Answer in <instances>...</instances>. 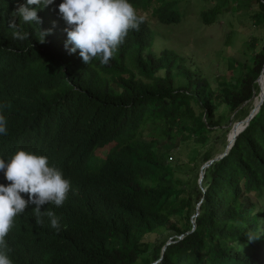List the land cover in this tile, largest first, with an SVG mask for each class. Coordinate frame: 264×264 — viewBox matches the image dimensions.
Wrapping results in <instances>:
<instances>
[{"label":"trees","instance_id":"1","mask_svg":"<svg viewBox=\"0 0 264 264\" xmlns=\"http://www.w3.org/2000/svg\"><path fill=\"white\" fill-rule=\"evenodd\" d=\"M130 2L142 23L108 63L86 65L64 48L60 0L37 10L38 24L15 15L24 0H0V115L7 122L0 158L17 149L46 156L70 182L62 206L42 205L58 217L57 228L41 215L5 236L12 264H264V103L229 154L205 170L201 186L200 167L214 157L196 173L193 153L188 180L169 162L249 115L264 45L239 63L234 82L215 85L175 51L155 46L150 22L179 25L193 0ZM237 7L264 27V0H202L199 18L214 26ZM50 24L59 34L49 33ZM191 182L199 211L179 206ZM0 183H10L2 173ZM155 233L156 243L146 240Z\"/></svg>","mask_w":264,"mask_h":264},{"label":"clouds","instance_id":"2","mask_svg":"<svg viewBox=\"0 0 264 264\" xmlns=\"http://www.w3.org/2000/svg\"><path fill=\"white\" fill-rule=\"evenodd\" d=\"M53 2L54 0H24L23 4H18L19 7L16 9L15 15L25 23L38 24L40 21L37 10L51 5ZM56 7L66 25L64 29L66 33V40L64 41L66 52L72 54L78 51V56L81 58L82 63L86 65L94 58L98 59L101 64L108 63L128 31L138 28L139 24L142 23V18L137 16L130 0H60ZM51 26L53 24L48 25L49 33L59 34L56 29H49ZM45 34V32H40L41 42ZM13 35L21 40L25 38L22 34L13 33ZM262 74L264 75V70ZM258 85L260 88L259 95L253 100H256L257 97L261 100L262 89L260 83ZM263 103L264 100L255 116L259 113ZM253 111L254 106L251 108L249 115ZM249 115L243 120L233 122L230 125L232 126L231 130L236 124L246 120ZM6 125L5 117L0 115V136L7 133ZM230 132L227 134V144L218 156L223 155L229 146L228 136ZM210 160L200 167L198 179L200 186L204 181L203 178L200 182L201 169ZM215 162L217 161L212 164ZM208 167L204 169V177L205 170ZM0 173H2L6 182H10L0 183V264H12V260L7 254L5 236H15L24 220L36 218V223H40L39 217L41 215L48 217L50 227L57 228L58 217L52 211L43 210L42 212V205L50 203L56 207L62 206L69 191L70 182L64 177L60 169L49 164L46 156L23 149H17L6 158H0ZM201 202L197 204L195 211H199ZM193 214L192 223H195L198 212ZM179 238L182 239V236ZM255 238L257 237L247 236L249 241ZM168 240L170 242H167V246L172 244L173 237Z\"/></svg>","mask_w":264,"mask_h":264},{"label":"rangeland","instance_id":"3","mask_svg":"<svg viewBox=\"0 0 264 264\" xmlns=\"http://www.w3.org/2000/svg\"><path fill=\"white\" fill-rule=\"evenodd\" d=\"M190 5L192 6L190 12H187L179 25L163 27L154 20L150 22L158 33V40L155 42L157 52H163L164 49L175 51L183 57V63L187 67L191 69L199 67L200 71L210 77L215 85L225 79H231L230 81L234 82L240 75L239 63H250L253 53L264 45V27H254L248 19L247 10L243 7H237L233 14H227L214 26H204L199 18L202 0H193ZM150 14L151 12L145 13V15ZM252 42H256V50L252 47ZM236 63L238 65L233 68L232 65ZM262 86L264 82L260 81L261 89L264 88ZM259 103L260 100L257 97L250 103V108L254 106L255 109ZM232 134H230L229 142H232ZM226 144V131L214 129L209 135V142L201 143L189 150L176 151L172 159L169 158V162L180 169L185 174L184 178L188 180L186 174L191 170L189 161L190 157L194 156L193 153L199 152V160L195 165L197 173L201 162L207 157H216L221 154ZM199 174L200 170L197 179ZM198 201L191 182L190 189L180 200L179 206L190 207L193 212L197 208ZM146 238L147 241L156 243L159 236L155 233ZM159 263L160 260L152 264Z\"/></svg>","mask_w":264,"mask_h":264},{"label":"water","instance_id":"4","mask_svg":"<svg viewBox=\"0 0 264 264\" xmlns=\"http://www.w3.org/2000/svg\"><path fill=\"white\" fill-rule=\"evenodd\" d=\"M262 77H263V74H261V76L259 77V79H258V83H260V80L262 79ZM263 100H264V90L261 91V100H260V103H259L258 109L260 108V106H261ZM256 113H257V110H254L253 112H251V114L249 115V117H248L246 120H244V121L238 123V124H242V125H244L243 130L249 125L251 119L255 116ZM238 124H236V125H238ZM236 125H235V126H236ZM235 126H234V128H235ZM234 128H233V129H234ZM243 130H242V131H243ZM242 131H241V132H242ZM241 132H240V133H241ZM240 133H239V134H240ZM230 148H231V147L228 146V147L226 148L225 153H224L223 155L218 156V157H216L215 159L210 160L209 162H207L206 164H204V166H203L202 169H201L200 182H201L202 179L204 178V169H205L206 167L210 166L214 161H218V160H220L221 158H223L224 156H226V155L228 154Z\"/></svg>","mask_w":264,"mask_h":264},{"label":"bare ground","instance_id":"5","mask_svg":"<svg viewBox=\"0 0 264 264\" xmlns=\"http://www.w3.org/2000/svg\"><path fill=\"white\" fill-rule=\"evenodd\" d=\"M261 82H264V76L262 77V79L260 80ZM262 87H264V86H262ZM264 90V88H262V91ZM259 106V105H258ZM258 106H256V108L254 109V110H258ZM243 127H244V125H242V124H238V125H236L235 126V128L233 129V131H232V142H230V146L229 147H231L232 146V144H233V141H234V138H235V136L238 134V132L240 131V130H242L243 129Z\"/></svg>","mask_w":264,"mask_h":264}]
</instances>
